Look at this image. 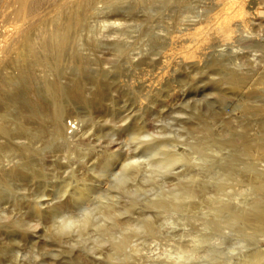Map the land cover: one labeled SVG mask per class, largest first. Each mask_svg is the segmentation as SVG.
Segmentation results:
<instances>
[{
  "label": "rangeland",
  "instance_id": "rangeland-1",
  "mask_svg": "<svg viewBox=\"0 0 264 264\" xmlns=\"http://www.w3.org/2000/svg\"><path fill=\"white\" fill-rule=\"evenodd\" d=\"M1 1L0 54L8 44V37L14 35L15 28L20 23L15 12L17 4L9 0ZM140 2L138 0L99 2V12L89 13L85 26H78L75 31L73 30V34L71 33L74 38L78 34L79 41L72 38L74 42L72 41V46L66 51L59 67L55 68L50 63L49 68H42L43 71L46 70V74L48 72L49 77L43 78L44 72L35 79L34 86L38 88V95L43 104L48 106L45 108H49L50 105L52 108L54 100L49 95L51 93L45 89V81L55 78L64 81L66 78H76L77 74L79 75L76 79L85 87L83 95L78 99L60 96L58 100L62 106L59 115L63 117L65 126H68L70 121H75L77 128L74 132L69 133L68 131L73 128H69L70 130L66 128L69 135L77 138L81 134L80 136L85 137L81 144L71 148L64 140L53 135L35 141L31 153L18 150L19 158L29 162L28 171L16 176H0L1 260L9 255L6 253L8 247L11 249L14 245L18 248L22 242L21 244L25 243L22 250H25L27 248L25 245L27 246L34 237L37 238L34 239L36 241L49 244L55 241L52 243L55 246L57 241V248L59 242L65 241L69 247L74 244L73 253H81L83 248L97 239L98 234L94 227L90 226L79 230L80 232L72 227L62 235H60L62 230L59 233V227L62 229V225H67V218L78 221L85 213H91L94 223L106 224L111 227L114 235L120 237L125 233V236H133L135 233L134 237H126L133 240L132 244H136L143 255L157 257L164 254L162 256L167 258L168 264H225L224 261L229 264L231 258L234 262L233 257H237L245 250L242 248L243 245H247L251 252H255V257L260 251L259 261L262 260L260 264H264L262 252L264 228L261 231L245 229L243 232L242 228L235 230L226 223L217 221L215 224V221L211 220L214 216L212 211L206 207L200 195L189 200L183 197L188 186L197 187L200 183V176H191L190 173L197 169L198 161L196 163L192 161L199 157L196 149L201 134L197 128L198 123L200 124L198 115L203 103L206 101L209 103L213 98L212 80L215 73L213 67L208 66L210 63H206L212 61L211 54L201 56L204 59L198 66H186L181 62L180 56L185 54L193 43H197L199 34L214 30L227 9L224 8V3L217 6L210 0H186L180 6L167 0H144L141 4ZM53 9L49 7L44 12H49L50 16L54 13ZM114 22H120L121 29L125 31L120 32L119 26L118 28L112 26ZM44 24L40 25L41 29L45 27ZM8 33L11 35L8 36ZM260 33L264 36V30ZM76 50L80 51L83 57H74ZM165 52L168 55L165 56L164 54H167ZM94 78H99L102 86H94L92 83L95 81ZM12 89L9 90V95L18 100L30 95L25 86ZM0 138L1 141L8 143L19 139L17 142H28L23 136L12 139L0 135ZM158 143H164L166 148L171 150L184 151V154L186 152L185 161L174 164L175 168L170 167L171 171L169 168L168 171L154 167L151 149ZM146 144L151 146L148 148ZM8 152L12 151L1 153L0 166L12 155L10 153L9 156ZM247 159L244 158L240 166L247 162H256L254 157L253 161L251 157ZM261 163L257 167L262 165L264 168V162ZM222 177L224 180H220ZM237 177H218L221 181H216L221 188L219 196L225 199L226 195V200L230 199L229 201L234 203L258 201L264 205V200L262 201L264 193L258 189L259 187L252 182L251 186L248 180L239 182ZM254 187L261 192H257ZM259 193L263 195L257 199ZM254 197L257 198L254 200ZM99 207L101 210L108 207L114 214L105 220L99 214ZM145 220L151 227L155 226L152 227L155 231L152 229L151 232L155 235L149 236L151 233L147 229L146 233L150 234L142 232ZM140 227L142 231L139 230ZM126 229L132 234L124 232ZM53 233L57 238L51 237ZM80 234L82 238H78ZM74 239H77L75 240L77 243H74ZM78 239L81 243H78ZM76 244L80 246L77 245L79 249L83 247L81 252ZM192 247L195 250L189 253L187 249ZM60 248L59 246L58 249ZM63 248L64 245L60 250L67 251ZM216 250L220 253L217 251L215 256L220 254V257L217 256L219 260L215 262L212 260L213 255L212 258L208 255L209 252ZM64 254L67 255L68 251ZM195 255L197 257L194 259ZM221 260H224L223 263Z\"/></svg>",
  "mask_w": 264,
  "mask_h": 264
},
{
  "label": "bare ground",
  "instance_id": "bare-ground-1",
  "mask_svg": "<svg viewBox=\"0 0 264 264\" xmlns=\"http://www.w3.org/2000/svg\"><path fill=\"white\" fill-rule=\"evenodd\" d=\"M10 1L17 4L15 12L18 15L17 18L20 19V23L16 26L14 35L8 33V36H11L8 37L9 41L7 39V46L5 48L1 47V49L4 48V50H1L2 53L0 54V135L4 137L8 136L12 139H18V137L23 136V138L26 137V139H28V142H17L20 140L19 139L17 141H10V143H8L7 141L4 142L0 140V155L6 151H12L10 152L12 153L11 156L8 152L10 157L8 158L7 162L1 164L2 166H0V176H16L19 173L27 172L29 169V162L19 158L20 156H18V150L20 152L22 149L23 152L29 154L28 152L31 153L33 150V142L44 139L49 135L56 136V138H61L69 148L72 146L77 147L83 142L85 136L82 137L80 134L77 138H74L73 135H69L66 132V128H73L71 130L69 129L70 131L68 132H74L77 126L74 123L75 121H70L68 123L69 125L65 126L63 123V117L59 115L62 105L58 100V98L62 95H65L68 97V99H78L81 97V95H83L85 87H83V85L79 83L78 79H76L79 75L77 74L76 78H66L67 80L64 81H61L59 78H51L52 80L45 81V89L51 93L49 95H51L54 100L52 108H50L51 105L49 108H45L48 106L43 104L42 99L38 95V88L34 86V81L38 75H41L46 71H43L42 68H47L50 66V63H52L55 68L59 67L66 51L72 46V38L76 40L78 37L77 33H74V35L77 34L75 35L77 36L76 38H74V36L72 37L71 33L73 34V30L75 31L78 26H85L87 15L89 13H97V11L100 9V6H98L99 2L105 1L114 3L118 0H9V2ZM139 1L142 2L144 0H138V2ZM185 1L186 0H167V2L174 3L177 6L185 3ZM0 2L2 1L0 0ZM210 2L217 6H220V4L224 3L223 6H225L224 8L227 9V11L223 13V19L220 21L218 26L214 28V30L206 31L201 34L198 33L200 37L197 39V43H193V46L190 48L188 47V51L180 56L181 62L186 66H198L203 62L204 59L201 56L211 54L210 57L212 56V61L206 63H210L208 66H212L215 73L212 80L213 89L211 88L213 93L212 100L209 101V103L206 101L202 106L199 104V106H201L200 115H198L200 124L198 122L197 123L200 128H197L199 131H201L199 132L201 134L198 133L200 137L198 139V145L196 148L198 149L199 157L197 156L198 158L195 161H192L195 163L198 161L196 163L197 169L192 173L189 171L191 176H200V183L197 187L188 186V188L184 191L183 197L188 198L189 200V198L194 199L200 195L202 197L201 200H203V203H205L206 207L212 211L214 216L211 218V220H213V222L215 221V224L217 221H219L220 223L229 224L235 230H240L242 228V231L245 229H255L256 231H261V229L264 228V205H261V203H258V201H239L234 203L229 201L230 199L226 200L227 197L225 194V199L222 198V196H219V190L221 188H219L220 186H218L219 184H217L216 181L219 180V176H238L239 178L237 177V181L240 182L248 180L249 184H251V182L252 184H256L259 187L258 189L264 193V168L262 165L257 167L259 163L262 164L261 162H264V36L260 33V31L263 33L264 30V0H210ZM225 4L228 6L227 8ZM4 5L6 4L4 3ZM49 7L54 8V13L50 16L49 12V14L44 12ZM177 23L179 22L177 21ZM41 24L45 25L43 29L40 28ZM120 24V22H114L112 23V26H117L116 28L119 26L121 29ZM34 31H36L35 35L33 33ZM119 31L121 32L125 30L121 29ZM119 34L122 35V33ZM77 40L79 41L78 38ZM164 55L166 56L168 53ZM74 57L80 58L83 56L80 51L76 50L74 51ZM103 68L106 69L107 67ZM42 75V77L45 79L49 77L48 72L47 74L45 72V74ZM92 83L97 87L102 86V81L99 78L95 79V81ZM17 86H25L29 90L30 95L28 94V97L22 98L20 100L9 95L11 89ZM45 89L43 88V90ZM12 90L14 92V89ZM149 146L151 145L146 144V147L149 148ZM153 148L154 149H151L153 150V154L151 153L152 157H154V163L152 162V165L159 169L168 170L169 168L171 171L172 166L175 168L174 164L176 165V163L179 161H185L186 159V152L184 154V151L180 152L176 149H168L164 143H158L157 145H154ZM250 157L251 160L252 157H254L256 162H247L244 163L243 166H240V162H242L244 158H248L247 160H249ZM193 164L194 163H192V165ZM187 176H189V174ZM234 178L236 179V177ZM222 179L223 177L220 178V180ZM252 184L251 186L254 185ZM254 188L252 189L253 191ZM255 190L257 191V188H255ZM259 190L257 192H261ZM261 194L258 196V198L254 197L253 199H259V197H262ZM263 200L264 197L262 201ZM255 203H257V205H255ZM101 207H99V214L104 217L103 219L110 218V216H112L111 214H114L112 209L103 207V210H101ZM189 210L191 211L192 209ZM92 215L93 214L91 213H85L84 216L78 221L71 220L72 218H67V225H62V229L61 226L59 227V233L60 230H62L60 235L67 233L66 231H68L69 228L72 229V227H74L75 230L78 229V231L87 229L90 226L94 227V231L97 232L96 234H98V237H96L97 239L93 237L95 241L92 243L90 242L91 244L85 247L87 251H85V248L83 247L82 248L84 250L82 251V248L79 249L80 246L76 244V246H79L76 248L82 252L80 251L81 253L74 254L73 248L75 245L73 243L69 242L70 244H73L69 247V244L64 243L65 241L63 243L59 242L60 244L62 243V246L59 244L58 248L59 246L62 248L64 245L65 248L63 249H67L68 251V254L65 255L66 253L64 254V252L67 251L60 250L61 248L58 249L56 247L57 241L55 246L52 244L55 242L53 240V242L49 244L47 242L36 241L34 239L37 238L34 237V239L31 238L32 241L30 240L31 242L29 241L30 243L27 246L25 245V247H27L25 250H22L24 249V246L22 247V245L25 243L21 244L22 242L20 243L19 240L18 243H20V247H16L17 249L12 243L11 244L13 245V248L9 249L7 246V251L9 252L10 250V253L6 252L9 255L7 256L6 254L4 256H7L6 258L2 260L0 259V264H168V261L166 260L167 258L162 256L164 254L160 253L161 255H157V257H149L147 254L146 256L143 255L140 252V248L136 244H132L133 240L128 239L130 235H126L128 238L125 236V233H123L124 235H120V237L119 235H114L111 227L107 226L106 224L94 223V218ZM144 223V230L141 227L139 230H143L142 232L144 234L147 230H149L150 233L153 232L152 229L155 226H152V228L150 226L151 224L149 225L146 223V220ZM209 226H211V224ZM131 230L133 231V229H130V231ZM136 230L137 228L135 231ZM124 232H127V234H132V232H129V230ZM53 234L51 237H56L55 234ZM134 234L135 233H133V236H131L134 237ZM152 234L153 233H151L149 236H152ZM256 235L258 236V234ZM197 237H199V235ZM78 238H82L81 234ZM75 240L77 239H74V243H77ZM87 240L88 238L86 241ZM15 243H17V241ZM78 243H81L80 239H78ZM65 244L68 247L65 246ZM193 246L195 247L194 244ZM204 247L207 249V246L204 245ZM242 248L245 250L242 251V253H240L237 257H233L234 262L231 260V258L229 260V264H260V262H263L262 260L259 261V258L261 257L258 253L260 251L257 252V256L255 257V252L252 251V253L247 245H243ZM165 250L167 249L165 248ZM194 250L195 248L193 247L187 249L189 253ZM217 251L218 250L213 252L211 251L209 252L210 254L208 253V256L210 257L213 255V258H211L212 260L214 259L213 261L215 262L217 259L219 260L218 257H220V254L217 255L218 257L215 256ZM262 252H264V250H262ZM218 253L220 252L218 251ZM196 257L197 256L195 255L194 259ZM223 261L224 260H221L222 263ZM224 263L227 264L225 261Z\"/></svg>",
  "mask_w": 264,
  "mask_h": 264
}]
</instances>
